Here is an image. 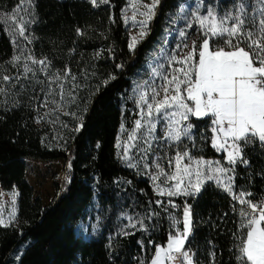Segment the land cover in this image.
I'll return each mask as SVG.
<instances>
[{
    "label": "trees",
    "instance_id": "16d2710c",
    "mask_svg": "<svg viewBox=\"0 0 264 264\" xmlns=\"http://www.w3.org/2000/svg\"><path fill=\"white\" fill-rule=\"evenodd\" d=\"M187 1L160 0L148 38L132 51L127 0H97V6L90 0H31L29 6L26 0L19 13L20 0H0V78L11 77L0 83V185L18 191L16 223L0 225V264H150L157 248L183 230L186 204L192 262L244 264L240 247L247 229L240 226V211L250 209L233 194L264 201V145L240 142L247 164L232 165V193L209 182L194 195H161L142 170L123 160V144L139 117L133 84L148 75V61ZM236 1L204 5L223 12ZM14 13L25 21L27 39L13 25ZM211 45L224 46L219 39ZM58 74L66 78L55 79ZM189 121L194 134L180 151L224 162L225 152L212 144L211 117ZM28 159L66 162L50 205L27 180ZM88 217L96 229L85 237L76 225Z\"/></svg>",
    "mask_w": 264,
    "mask_h": 264
},
{
    "label": "snow or ice",
    "instance_id": "6c2138e0",
    "mask_svg": "<svg viewBox=\"0 0 264 264\" xmlns=\"http://www.w3.org/2000/svg\"><path fill=\"white\" fill-rule=\"evenodd\" d=\"M25 2L26 0H20L17 13L20 12ZM90 2L93 6H97V0H90ZM100 2L108 3V0H100ZM27 3L31 6V0H27ZM158 3L159 0H153L148 11L143 13L147 19H151L154 14L153 9ZM203 4L204 0H197V11L193 17L203 36L199 50L194 41L187 55L179 60L176 57L171 58L181 67L173 71L171 78L163 77L165 83L161 85L160 91L152 89L151 99H149V94L142 90L143 86H140L138 101L142 105L140 116L142 119L147 118L145 122L148 125V139L144 140L147 147L143 151L147 153L151 148L156 120L166 121V135L161 138L178 144L182 137L191 139V129L194 125L184 123L190 117L197 119L211 117L212 132L218 134L213 138V147L226 150L227 160L230 164L234 165L238 160L247 164V161L243 159L240 142L243 141L247 145L258 140L261 145H264V0H256L258 6L251 15L246 9L244 0L234 2L232 10L225 11L222 16H218L215 7L212 6H208L206 15L201 16L199 9ZM184 11L182 6L181 13ZM257 15L260 17L258 20ZM11 19L19 35L27 39V36L24 35L25 21L23 19L17 21L15 13ZM140 24L142 28L140 34L143 36L146 34L143 28L146 26L147 20L141 21ZM191 26L192 24L189 22L187 27ZM179 35L186 37V32L180 31ZM217 38L223 43V47H213L210 44V41ZM132 39L130 48H134L136 43V38ZM197 56L198 59H196ZM14 59L19 60V57ZM33 63L45 65L46 61L33 60ZM25 71H31V69L25 65ZM65 71L69 75L71 74L70 69ZM155 74L160 75L159 72ZM63 78L66 77H61L59 74L55 77L57 80ZM114 78L112 77V79ZM10 79L9 76L3 77L5 81ZM60 87L62 89L63 85L61 84ZM3 91L0 89V93ZM135 123L137 129L142 127L140 119ZM229 140H231L230 144ZM125 159H129V157L125 155ZM174 159L175 173L171 176L160 167L159 163L156 164L158 174L152 177L154 181L160 175L176 181L175 185L167 191L160 190L157 185L159 194L168 196L194 195L200 191L201 184L205 179L215 180L226 191L232 193L233 177L229 176L227 183H221V178L218 175H204L201 165L210 167V162L193 161L187 151L183 153L178 151ZM185 159H188L190 163H183ZM169 164H172V160H169ZM128 166L136 167L131 163ZM68 167L71 168V164ZM229 171H234V169L223 167L212 169V172L222 174ZM184 176L189 177L186 184ZM193 176L195 182H193ZM233 199L241 205H248L250 209V211L243 209L240 211V226L242 229H247L244 237L241 238V259L244 264H264V227L261 226L264 223V201L254 204L245 199L243 193L233 194ZM182 223L183 233L178 231L175 236H170L167 249L161 248L160 251L175 250L181 253L186 264H192V258L188 252L182 251L187 236L191 232L190 205H185ZM0 225L8 226L2 218H0ZM132 226L135 227V225ZM167 258L174 259L170 255ZM158 259L159 252L152 264H157Z\"/></svg>",
    "mask_w": 264,
    "mask_h": 264
},
{
    "label": "rangeland",
    "instance_id": "374dc122",
    "mask_svg": "<svg viewBox=\"0 0 264 264\" xmlns=\"http://www.w3.org/2000/svg\"><path fill=\"white\" fill-rule=\"evenodd\" d=\"M153 0H127V5L124 9V19L127 25L130 44L133 42V37L136 38V43L134 48L131 50H135L138 45H140L143 41H145L150 32H151V24L156 16L157 9L160 3L155 6L153 9L154 14L151 16V19H147L146 13L148 8L151 7ZM239 2V1H236ZM246 9L248 10L249 14L255 12L256 7V0L248 2V0H244ZM147 6V7H146ZM184 7L185 11L181 13L180 11L177 15V20L175 27L173 30L168 34V38L164 43L163 47L160 51L151 57V59L147 63L148 75L145 79L135 81L132 87V96L136 101V105L138 108V119L141 120L142 127L137 129L136 123L132 131L129 133L128 137L126 138L123 144V160L125 162L126 167L135 169V170H142L148 180L151 182L153 189L159 194V190L157 185L159 186L160 190L167 191L168 189L172 188L176 181H172L167 179L164 175H160L157 180H153L152 177L158 174V169L156 168V164L159 163L160 167L164 169V171L169 175H173L175 173V155L179 151L181 153L187 151L191 156L192 160H201L210 162V167L208 165H201V170L204 172V175H218L221 178V183H227L228 177H233V171H229L226 174L222 173H214L212 169L217 167H223L227 169H233L232 165L227 160V151L224 149H219L225 152V160H213V159H205L201 157H195L190 150L180 151V143L185 140L189 139L188 137H182L181 141L177 144L172 141H166L161 137L166 135V121L164 120H156V128L155 131L152 133L153 139L151 140V148L145 153L143 151L147 145L144 143L145 139H148V132L147 128L148 125L145 122L146 117L144 119L140 116V108L142 105L139 104V92L141 90L140 86H143L142 90L146 91L149 94V99H151V92L152 89L155 88L157 91L161 90V85L165 83L163 77L167 76L171 78L173 71L179 67L180 64L172 61V57H176L177 60L181 59L185 55H187L191 48L192 44L195 41L197 49L199 50L200 44L202 42L203 36L200 31L199 25L193 19L194 15L197 11V0H190L181 5ZM233 6L225 11H231ZM216 9V8H215ZM207 7L203 4V6L199 9V14L201 16L206 15ZM218 16H222L225 11H219L216 9ZM260 17L257 15V20ZM147 20L146 26L143 28V31L146 33L145 35L141 36V21ZM191 22L192 26L189 28L187 27L188 23ZM180 31L186 32V37H181L179 35ZM219 39V38H217ZM211 44V41H210ZM213 46V45H212ZM244 46V45H242ZM217 47V46H213ZM247 50V49H246ZM198 59V56L196 57ZM159 72L160 75H156L155 73ZM3 78H0V83L2 82ZM55 87H57V81H54ZM54 88V87H53ZM159 99V97H157ZM191 103V102H190ZM47 108V106L45 107ZM46 110V109H45ZM60 110V108H57ZM46 114V112H45ZM191 118V117H190ZM189 118V120H190ZM137 119V120H138ZM184 122L185 124H191L190 121ZM194 134V128L191 129V138ZM218 135L217 133H213L214 136ZM222 136V134H219ZM212 138V141H213ZM222 142V141H221ZM231 140H229V144ZM213 144V143H212ZM227 148V145H226ZM127 149V151H125ZM125 155L129 157V159H125ZM169 160H172V164H169ZM129 163L136 165V167H129ZM183 163H190L188 159H185ZM28 171H27V180L31 186H33L35 190V196L39 198L44 205H50L58 196V189L61 186L64 175L66 171V162L63 160H56V161H40L34 159L27 160ZM195 168V165H193ZM189 177L184 176L185 184ZM193 182H195V177H192ZM213 182L217 186L223 188L220 184H217L215 180H207L205 179L201 184V188L204 184ZM59 186V187H58ZM200 188V189H201ZM224 189V188H223ZM14 194L15 197H14ZM166 195V194H165ZM183 194H178L174 196H179ZM168 196V195H166ZM18 191L13 189L9 192H4L1 185H0V218L5 221V224L8 226L13 225L17 221L18 217ZM14 213V215H13ZM3 226V225H2ZM96 229L94 221L91 217H88L86 221L79 222L76 225V231L81 233L85 237H89L91 232ZM183 233V230L180 232ZM185 244L183 246V249ZM161 248L167 249V244L165 246H160L157 250L159 252V259L157 260V264H186L185 263H178L174 259H168L170 252L167 251H160ZM182 249V250H183ZM174 251V250H172ZM157 253L155 254L154 259L157 258ZM152 260V261H153ZM152 264V262H150ZM194 264V262H192Z\"/></svg>",
    "mask_w": 264,
    "mask_h": 264
},
{
    "label": "built area",
    "instance_id": "2783aa9c",
    "mask_svg": "<svg viewBox=\"0 0 264 264\" xmlns=\"http://www.w3.org/2000/svg\"><path fill=\"white\" fill-rule=\"evenodd\" d=\"M262 201L256 202L255 204H259ZM186 243V242H185ZM182 251H187L189 256H191L192 260L195 256V253L193 250L188 249L186 246L184 247V249ZM170 256L174 257V260L177 261L178 263H185L186 261L184 260V258L182 257L181 253L174 251H171L169 253Z\"/></svg>",
    "mask_w": 264,
    "mask_h": 264
},
{
    "label": "crops",
    "instance_id": "0c3cea01",
    "mask_svg": "<svg viewBox=\"0 0 264 264\" xmlns=\"http://www.w3.org/2000/svg\"><path fill=\"white\" fill-rule=\"evenodd\" d=\"M191 216H192V212H191ZM191 227H192V219H191ZM189 234H190V233H189ZM189 234H188V236H189ZM188 236H187V237H188ZM186 240H187V239H186ZM168 242H169V240H168ZM168 242H167L166 244H168ZM185 242H186V241H185ZM166 244H165V245H166ZM184 244H185V243H184ZM165 245H164V246H165ZM159 247H160V246H159ZM159 247H158V248H159ZM158 248H157V250H158ZM157 250H156V253H157ZM156 253H155V254H156ZM151 262H152V261H151Z\"/></svg>",
    "mask_w": 264,
    "mask_h": 264
}]
</instances>
